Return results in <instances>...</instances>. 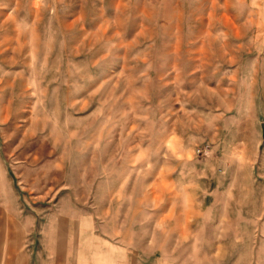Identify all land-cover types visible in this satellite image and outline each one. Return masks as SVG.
Segmentation results:
<instances>
[{
    "label": "rangeland",
    "instance_id": "1",
    "mask_svg": "<svg viewBox=\"0 0 264 264\" xmlns=\"http://www.w3.org/2000/svg\"><path fill=\"white\" fill-rule=\"evenodd\" d=\"M6 243V264L264 260V0H0Z\"/></svg>",
    "mask_w": 264,
    "mask_h": 264
},
{
    "label": "crops",
    "instance_id": "2",
    "mask_svg": "<svg viewBox=\"0 0 264 264\" xmlns=\"http://www.w3.org/2000/svg\"><path fill=\"white\" fill-rule=\"evenodd\" d=\"M8 235H6V236H4V237H7ZM7 246H9L8 245V243H6L5 244V246L3 245V246H0V255H4V257H0V264H6V256H7ZM12 247V246H11ZM12 249V251H11V255H12V253H13V248H11ZM12 261H14L15 262V264H23V261H16L13 257H12ZM163 263H165V264H168V262H170V264H178V260H171V261H168V260H163L162 261ZM264 263V260L262 259V260H260V258L258 257V260H257V264H263Z\"/></svg>",
    "mask_w": 264,
    "mask_h": 264
}]
</instances>
